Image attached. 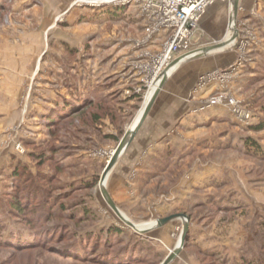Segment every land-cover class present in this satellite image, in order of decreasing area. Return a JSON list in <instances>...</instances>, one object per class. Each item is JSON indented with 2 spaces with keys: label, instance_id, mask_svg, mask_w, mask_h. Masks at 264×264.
Wrapping results in <instances>:
<instances>
[{
  "label": "rangeland",
  "instance_id": "rangeland-1",
  "mask_svg": "<svg viewBox=\"0 0 264 264\" xmlns=\"http://www.w3.org/2000/svg\"><path fill=\"white\" fill-rule=\"evenodd\" d=\"M233 3L223 20L224 39L212 41L199 30L193 42L201 49L231 41V47L218 50L228 66L242 41L245 63L225 84L216 81L197 91L216 87L196 107L201 112L187 113L186 124L166 119L164 159L145 163L140 173L135 162L122 165L127 148L101 185L116 147L159 89L146 98L147 90L141 96L131 91L137 84L130 77L132 65L146 47L139 44L143 27L123 9L77 7L73 0H0V264H100L109 253L95 254L94 245L112 228L123 231L122 242L109 249L113 254L135 246L144 261L132 264H161L179 247L183 223L187 241L170 264H264V130L254 131L264 122V16L237 18V7L238 34L232 40ZM225 93L248 120L224 105L200 110L210 97ZM87 101L81 112L56 117ZM49 154L40 165L38 157ZM22 168L36 190L43 187L47 197L59 199L44 210L55 205L52 217L38 215L42 194L36 199L25 182H15L14 173ZM87 183L88 188L81 186ZM102 189L124 220L147 232L126 225ZM138 198L156 199L153 211L136 204ZM176 215L185 218L157 227V220ZM73 243L81 249L79 257L65 252Z\"/></svg>",
  "mask_w": 264,
  "mask_h": 264
},
{
  "label": "built area",
  "instance_id": "built-area-1",
  "mask_svg": "<svg viewBox=\"0 0 264 264\" xmlns=\"http://www.w3.org/2000/svg\"><path fill=\"white\" fill-rule=\"evenodd\" d=\"M219 1L231 3L234 0H73V6L96 9L137 8L145 33L139 44L147 46L157 40L161 41L157 51H144L132 65L130 77L135 78L137 84L131 91L133 95H142L147 90L146 98L154 85L160 84L164 77L170 76L167 75L171 68H174L171 74L175 71L177 67L172 66L174 61H184L199 50L193 42V37L197 35L200 20L207 9ZM245 48L246 44L241 41L236 52L234 51L238 58L233 65L201 75L195 91L216 81L225 84L234 73H237L242 63H245L243 57ZM216 105L228 106L242 120L249 118L244 109L238 106V102L228 97L226 93L210 97L200 110Z\"/></svg>",
  "mask_w": 264,
  "mask_h": 264
},
{
  "label": "crops",
  "instance_id": "crops-1",
  "mask_svg": "<svg viewBox=\"0 0 264 264\" xmlns=\"http://www.w3.org/2000/svg\"><path fill=\"white\" fill-rule=\"evenodd\" d=\"M228 6L229 3L225 1L216 2L214 5L210 6L207 9L206 13L200 20L199 30L202 32V34L208 37H212V41L224 39L225 29L223 25V20L227 19L229 17V14H231L230 7ZM227 7L228 12L226 10ZM256 8H258V10H256ZM238 9L239 16L237 15V18L244 16L245 14L255 16L256 18L260 17L259 15L261 14V16H264V0H238ZM123 11H128L132 13L134 17L139 21V25L143 27V23L137 8H124L122 12ZM143 34L144 31L142 35ZM154 44L156 45L153 49H148V45L140 50L142 52H155L159 49L161 41L157 40ZM222 54V52L219 53L217 51L216 53L213 52L209 54L207 57H200L183 62L175 69L172 74L169 73L170 76L168 75V79L163 84L162 89L159 91L157 98L155 99L151 107L147 121H145L144 124L141 126L140 130L135 136V139L128 147L127 151H129L126 155V158L128 159H125L122 165L125 166L126 163L128 164V161L130 160V166H132L135 162L134 164L137 166L139 172L142 173L144 171L143 168L145 166V163H154L164 159L166 155V125L170 124L169 120H171L173 124H176V122L178 121L182 122V125L186 124V120L189 118L186 115L187 113H190L192 108H194V110L191 111L192 115L193 113L198 114L199 112H201H198L196 110V107L203 104V101L208 97L211 92H216V87H209L206 92L199 94L197 91L194 90L196 82L201 73H208L213 70L227 68L230 64L233 63L232 60L230 64H228V66L227 64H222V60L220 58L223 59L225 57V55L222 56ZM228 55L230 56L232 54L230 53ZM218 56L221 57L217 58ZM212 63H214V66H211L204 71L199 68L200 65ZM225 89H228V87H225ZM166 111H168L167 115ZM166 119L169 120L166 121ZM183 127H186V125ZM137 156H140L138 158V161H134ZM125 191L127 192V190ZM130 199H134V197H130ZM139 200L141 202L135 200L137 202L136 204H139L141 205V207L146 209L147 213L153 211L150 209V205L152 203L151 201H155L156 199L151 198L148 200ZM160 206L166 207V203L158 202L157 207Z\"/></svg>",
  "mask_w": 264,
  "mask_h": 264
},
{
  "label": "trees",
  "instance_id": "trees-1",
  "mask_svg": "<svg viewBox=\"0 0 264 264\" xmlns=\"http://www.w3.org/2000/svg\"><path fill=\"white\" fill-rule=\"evenodd\" d=\"M140 96H138V97H140ZM90 103H91V101L90 102L87 101V102H85L84 105L82 104L83 106L81 108H79L77 110H70V112H69V108H68V110L65 108L64 109L65 113L60 115V112H56L55 113L56 117L60 118L59 120H65V119L69 118L70 116L81 112L83 110V108H85ZM98 119H99L98 116H94L95 121H98ZM261 130H264V122L259 123L256 127H254V131H261ZM250 145H253V144L250 143ZM52 156L53 155L49 154V157H47L46 155L38 157L39 160L41 161L40 165H42L44 163V161H46L48 158H50ZM29 178H31V177L28 175V171L24 170L23 168L18 169L14 173V180L16 183L25 182L26 184L24 185V188H26L27 190L30 189L29 190L30 193L34 194L35 196L42 194V195H40L41 199L43 201V204L41 205L42 213L40 212L38 215H41L42 217H45V218H47L48 216H49V218L52 217L51 216V213H52L51 210L54 208L55 205L53 207H51L50 209H48L47 211H44V210H45V208H49V205H52L53 203L56 202V200H59V199L56 198L55 200H53L54 199L53 197H51V196L47 197L45 194L46 189H44L43 187H39L38 190H36L37 187L32 186V185H34V183L31 184L30 183L31 181L28 180ZM46 178L50 179L48 177H46ZM46 178H42V179L39 178V181L42 182V180H46L48 182L49 180H47ZM32 182H33V180H32ZM81 186L84 188H88L90 186V183H87V184L81 185ZM37 198H39V197L36 196V199ZM61 209H64V205H61ZM54 216H55V214H54ZM29 222H32V220L30 219ZM39 222H41V221H39ZM36 227H38V228L36 229ZM32 228H34L33 230H36V231L39 229H42V227H40V226H34ZM62 234H63V232L62 233L59 232V239L62 238ZM109 235L110 236L106 237V239L104 240L103 243H101V241H99V242L95 243V245H94L95 254L97 252H101V251L103 252V254L106 252L109 253L108 255H105V256L102 255L100 264H107L105 262H110V264H132V263H140V262L144 261L143 257L137 253L135 246H133V248L129 249V250H124L121 247L117 250L116 253H114V254H117V253L118 254L116 256H112V255H114L112 253L113 251H110L109 249H110V247H112V245L116 246L122 242V239L120 238V236L123 235V231L119 228H112L109 230ZM39 237L41 239L43 238L41 236L36 235V240H38ZM116 237L119 238L120 240L118 241V239ZM74 239H76V238H74ZM186 241H187V239L185 240V242ZM75 243H76V241H75ZM75 243H73L72 246H70L71 248L65 249L66 254H69L70 257H79L81 255V249L76 248ZM82 243H84V241L82 240L80 242V240H79V242L77 244H79V245L81 244V248H83ZM12 246H14L17 249L23 250L22 246H18V245H12ZM92 247H93V245H92ZM53 249L59 251V248H57V249L53 248ZM80 259H82V258L80 257Z\"/></svg>",
  "mask_w": 264,
  "mask_h": 264
},
{
  "label": "water",
  "instance_id": "water-1",
  "mask_svg": "<svg viewBox=\"0 0 264 264\" xmlns=\"http://www.w3.org/2000/svg\"><path fill=\"white\" fill-rule=\"evenodd\" d=\"M233 18H236V12H237V7H238V0H234L233 1ZM225 43L220 42V43H215L212 46H209L207 48H201L199 49L195 54L191 55L190 57H188L187 59H185L184 61H180V60H176L172 63V66H176L178 67L180 64H182L183 62L192 60V59H196V58H200V57H206L207 55L218 51L220 49H222L224 47ZM167 77H164L161 85H160V90L162 89L163 84L165 83V81L167 80ZM159 93V90L157 92L154 93V95L151 97V99L149 100V102L145 105L143 113L140 117V119L137 121V124L135 125V127L133 128V130H128L126 132V134L124 135L123 139L120 141L119 145L116 147L113 155L111 156L110 162L108 164V166L106 167L104 173L102 174L101 177V185L102 183L106 180V178L108 177V175L110 174V170L114 167V165L116 164L118 158L126 151V149L130 146V144L132 143V141L135 139V136L137 135L143 120L147 117L155 99L157 98V95ZM102 193L103 196L105 197V200L107 201V203L109 204V206L112 208V210L118 215V217L120 216V212L118 211V209L116 208V206L114 205V203L112 202V200L109 198V196L106 194L105 190L102 189ZM122 218V217H121ZM176 218H185L183 215H176V216H171L168 218H164V219H159L156 221L157 227H161L166 225L168 222H170L173 219ZM123 219V218H122ZM126 225H128L129 227L133 228L134 230H136L138 233H143V232H147L146 230H138L136 229V226H134L132 223H130L127 220H122ZM188 231V226L186 223H183V232L182 235L180 237V243H179V247L175 248L170 254L169 256L161 263V264H170L172 262V260L176 257V255L179 253V251L184 247L185 244V240H186V233Z\"/></svg>",
  "mask_w": 264,
  "mask_h": 264
},
{
  "label": "bare ground",
  "instance_id": "bare-ground-1",
  "mask_svg": "<svg viewBox=\"0 0 264 264\" xmlns=\"http://www.w3.org/2000/svg\"><path fill=\"white\" fill-rule=\"evenodd\" d=\"M232 20H233V24H234V27L233 28H231V33H232V40H233V36H234V34H236V30H235V21H234V19H233V17H232ZM225 40H226V38H225ZM228 40V39H227ZM223 43H225V45H224V47L222 48V49H227V48H229V47H231L232 45H231V41H225V42H223ZM231 45V46H230ZM221 49V50H222ZM160 85H161V83L160 84H156V85H154L150 90H152V91H155L158 87L160 88ZM159 89H157L155 92H157ZM113 155V154H112Z\"/></svg>",
  "mask_w": 264,
  "mask_h": 264
}]
</instances>
